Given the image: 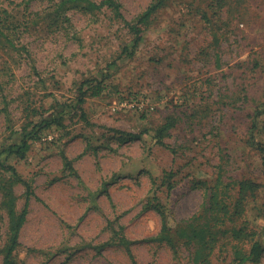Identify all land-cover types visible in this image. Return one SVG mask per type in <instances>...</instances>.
I'll return each mask as SVG.
<instances>
[{
    "label": "rangeland",
    "instance_id": "rangeland-1",
    "mask_svg": "<svg viewBox=\"0 0 264 264\" xmlns=\"http://www.w3.org/2000/svg\"><path fill=\"white\" fill-rule=\"evenodd\" d=\"M61 1L0 0V148L60 116L1 157L32 188L16 263L236 264L257 240L242 264H264V0H165L136 46L127 22L155 0ZM25 190L0 168V264Z\"/></svg>",
    "mask_w": 264,
    "mask_h": 264
},
{
    "label": "trees",
    "instance_id": "trees-1",
    "mask_svg": "<svg viewBox=\"0 0 264 264\" xmlns=\"http://www.w3.org/2000/svg\"><path fill=\"white\" fill-rule=\"evenodd\" d=\"M84 2L85 6L87 8H92V9H100L103 6L108 7L111 12L114 13L115 16L117 17H122L121 13V5L117 0H102L99 3H97L94 0H62L61 2ZM165 0H155L152 3H150L145 10L140 14L138 17L137 21L134 23H128L127 26L128 29L134 34L133 38V44L134 46L137 45V43L141 40L142 37V28L140 27V23L147 22L149 18L156 12V10L163 4ZM5 46H10V47H15L14 43L5 35V33L2 31L0 27V47H5ZM126 47L122 49V51H126ZM89 83L90 87H92V83L90 81H83L82 85L85 83ZM97 82V80H96ZM81 91V89H80ZM80 95V93H79ZM84 101L83 95L77 97L76 104L81 105V103ZM259 107L264 110V99L261 101L259 104ZM60 111L64 112L65 109L62 108ZM261 111H258L261 112ZM262 113V112H261ZM53 115L49 120L43 117L39 123H31L30 126L26 125L24 126L20 131H14L13 134L15 135L14 139L9 138L6 144H3L2 147L0 148V168H2L5 171H8L11 173V175L17 179L18 181L22 182L25 185V202L24 205L21 209V211L17 214H15V211L10 205V214L13 216L12 221L10 222V229H9V238L7 241L6 246L4 247V258H3V263L4 264H17L15 259H14V251L18 248L19 246V233L21 230V227L26 219L27 211H28V202L30 195L32 194V188L31 184L24 180L16 171V168L7 163L5 160L2 161L1 157L5 155H10V154H17L19 157H23L25 155V152L28 150L30 146V139H32L34 136H36V133L39 131V129L42 126H49L52 123H58V120L60 116ZM174 125V120L171 119V117H167V119L155 129L153 138L156 143L159 144H164V137L168 134L169 129ZM255 120L252 121L251 129L255 128ZM253 137V136H252ZM257 148L259 151L262 153V162L264 164V146L260 143H257ZM169 173H166L168 175ZM166 177H163L162 181L165 182ZM257 185H254L252 182L249 184L248 182H240L239 183V190L242 191L245 188H249L251 191L256 187ZM151 194L153 199H157V179L154 178L152 180V186L150 188ZM212 198L217 201V190H215L212 193ZM159 204V203H157ZM162 215V230L166 229V221L164 217V212L160 211ZM233 234H236L240 229L233 228L232 230ZM189 232H192V237L195 238L197 241L200 242V244H203L206 242L207 238V232L208 229L203 226H198L197 227H191L189 229ZM260 248V244L257 240H254L250 246L249 254L248 255H242L240 250H236V259L237 263L236 264H242L245 260H247L250 256V254H255ZM198 259V257L196 256Z\"/></svg>",
    "mask_w": 264,
    "mask_h": 264
},
{
    "label": "built area",
    "instance_id": "built-area-1",
    "mask_svg": "<svg viewBox=\"0 0 264 264\" xmlns=\"http://www.w3.org/2000/svg\"><path fill=\"white\" fill-rule=\"evenodd\" d=\"M135 102L129 103L130 105H134ZM140 106V105H139Z\"/></svg>",
    "mask_w": 264,
    "mask_h": 264
}]
</instances>
